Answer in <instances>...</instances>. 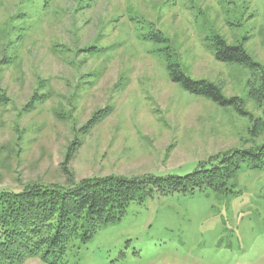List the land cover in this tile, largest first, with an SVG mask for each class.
Wrapping results in <instances>:
<instances>
[{
    "label": "rangeland",
    "instance_id": "rangeland-1",
    "mask_svg": "<svg viewBox=\"0 0 264 264\" xmlns=\"http://www.w3.org/2000/svg\"><path fill=\"white\" fill-rule=\"evenodd\" d=\"M219 40L256 65L218 60ZM263 145L264 0H0V193L215 168L213 187L130 202L59 264H264V157L225 159Z\"/></svg>",
    "mask_w": 264,
    "mask_h": 264
},
{
    "label": "trees",
    "instance_id": "trees-1",
    "mask_svg": "<svg viewBox=\"0 0 264 264\" xmlns=\"http://www.w3.org/2000/svg\"><path fill=\"white\" fill-rule=\"evenodd\" d=\"M218 45V60L256 65L241 45L228 47L222 40ZM171 76L191 94L205 96L221 106L235 104L209 81H195L175 68ZM263 151L264 145L257 153L237 151L225 159L231 163L240 158L258 165ZM214 169L196 170L185 177L111 176L84 179L68 189L34 185L21 192L1 191L0 264H24L35 258L59 264L72 241L88 240L99 227L119 220L130 202L213 187Z\"/></svg>",
    "mask_w": 264,
    "mask_h": 264
}]
</instances>
